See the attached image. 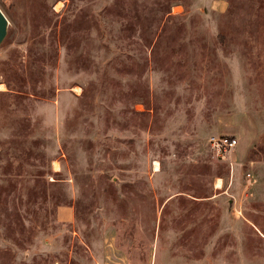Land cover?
<instances>
[{"label": "rangeland", "instance_id": "374dc122", "mask_svg": "<svg viewBox=\"0 0 264 264\" xmlns=\"http://www.w3.org/2000/svg\"><path fill=\"white\" fill-rule=\"evenodd\" d=\"M0 10V264H264V0Z\"/></svg>", "mask_w": 264, "mask_h": 264}, {"label": "built area", "instance_id": "2783aa9c", "mask_svg": "<svg viewBox=\"0 0 264 264\" xmlns=\"http://www.w3.org/2000/svg\"><path fill=\"white\" fill-rule=\"evenodd\" d=\"M209 143L216 156L224 158L235 148L237 141L234 138L212 137Z\"/></svg>", "mask_w": 264, "mask_h": 264}, {"label": "water", "instance_id": "95a60500", "mask_svg": "<svg viewBox=\"0 0 264 264\" xmlns=\"http://www.w3.org/2000/svg\"><path fill=\"white\" fill-rule=\"evenodd\" d=\"M8 21L0 10V45L7 34Z\"/></svg>", "mask_w": 264, "mask_h": 264}, {"label": "bare ground", "instance_id": "6f19581e", "mask_svg": "<svg viewBox=\"0 0 264 264\" xmlns=\"http://www.w3.org/2000/svg\"><path fill=\"white\" fill-rule=\"evenodd\" d=\"M54 167H56V165H54ZM220 185H222L221 184V181L220 180H217V182H216V188H220Z\"/></svg>", "mask_w": 264, "mask_h": 264}]
</instances>
